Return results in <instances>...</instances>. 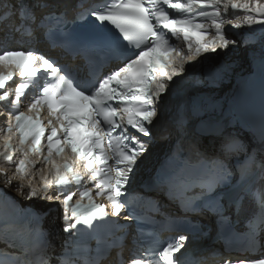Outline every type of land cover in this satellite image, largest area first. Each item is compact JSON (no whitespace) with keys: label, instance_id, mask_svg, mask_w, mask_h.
I'll list each match as a JSON object with an SVG mask.
<instances>
[{"label":"snow or ice","instance_id":"1","mask_svg":"<svg viewBox=\"0 0 264 264\" xmlns=\"http://www.w3.org/2000/svg\"><path fill=\"white\" fill-rule=\"evenodd\" d=\"M244 26L264 33V0H0V160L15 165L9 173L0 164V193L58 205L48 211L61 212L65 234L58 249L48 212L31 204L23 223L0 218L3 244L19 248L15 264H184L186 243L213 230L224 241V253H212L220 264H264V121L250 147L225 133L214 105L185 95L164 122L177 86L199 84L196 70L214 58L205 54L234 51L230 33ZM41 37L85 63L73 70L24 46ZM205 115L198 127L221 138L211 156L185 143L189 119ZM158 140L174 142L144 190L179 214L156 196L132 195ZM245 213L241 232L233 217ZM163 231L181 234L157 250L146 237ZM232 236L244 238L243 252L231 254Z\"/></svg>","mask_w":264,"mask_h":264},{"label":"bare ground","instance_id":"2","mask_svg":"<svg viewBox=\"0 0 264 264\" xmlns=\"http://www.w3.org/2000/svg\"><path fill=\"white\" fill-rule=\"evenodd\" d=\"M256 50H257L256 48L251 49V50L249 51V53L245 55V60H248V57H249V56L251 57V56H252V52H255ZM257 52H258V50H257Z\"/></svg>","mask_w":264,"mask_h":264}]
</instances>
